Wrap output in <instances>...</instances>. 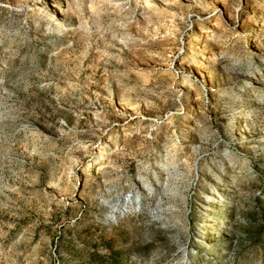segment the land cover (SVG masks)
I'll return each instance as SVG.
<instances>
[{
  "label": "rangeland",
  "instance_id": "374dc122",
  "mask_svg": "<svg viewBox=\"0 0 264 264\" xmlns=\"http://www.w3.org/2000/svg\"><path fill=\"white\" fill-rule=\"evenodd\" d=\"M0 264H264V0H0Z\"/></svg>",
  "mask_w": 264,
  "mask_h": 264
},
{
  "label": "bare ground",
  "instance_id": "6f19581e",
  "mask_svg": "<svg viewBox=\"0 0 264 264\" xmlns=\"http://www.w3.org/2000/svg\"><path fill=\"white\" fill-rule=\"evenodd\" d=\"M102 168L101 166H99V169Z\"/></svg>",
  "mask_w": 264,
  "mask_h": 264
}]
</instances>
